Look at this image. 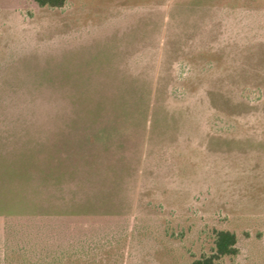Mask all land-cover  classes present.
Returning a JSON list of instances; mask_svg holds the SVG:
<instances>
[{"label":"rangeland","instance_id":"rangeland-1","mask_svg":"<svg viewBox=\"0 0 264 264\" xmlns=\"http://www.w3.org/2000/svg\"><path fill=\"white\" fill-rule=\"evenodd\" d=\"M264 264V0H0V264Z\"/></svg>","mask_w":264,"mask_h":264},{"label":"trees","instance_id":"trees-1","mask_svg":"<svg viewBox=\"0 0 264 264\" xmlns=\"http://www.w3.org/2000/svg\"><path fill=\"white\" fill-rule=\"evenodd\" d=\"M39 7L61 8L66 0H31ZM237 254L236 236L224 230L215 231L213 248L208 255L201 256L192 264H217L224 257H233Z\"/></svg>","mask_w":264,"mask_h":264}]
</instances>
